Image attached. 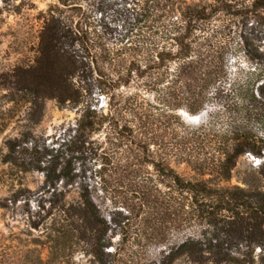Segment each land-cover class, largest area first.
Wrapping results in <instances>:
<instances>
[{"label":"trees","instance_id":"16d2710c","mask_svg":"<svg viewBox=\"0 0 264 264\" xmlns=\"http://www.w3.org/2000/svg\"><path fill=\"white\" fill-rule=\"evenodd\" d=\"M12 1L17 0H1L0 5ZM133 3L129 27L119 45L112 47L98 43L80 26L74 28L68 11L76 5L72 0H58L38 17L42 21L38 51L45 63L41 67L45 81L25 79L20 81V90L33 95L32 109L40 113L43 92L60 105L75 101L70 79L78 70H96L102 83L113 89L129 84L136 72L151 79L165 103L171 99L165 104L171 110L182 108L196 115L211 108L216 117L213 121L194 126L175 115L171 132L166 130L169 125L162 124L154 136L141 132L139 140L132 121L120 125L115 114L99 117L89 108L78 129L93 133L107 121L112 139L126 132L135 137L130 145L122 140L109 155L111 178L117 184L115 189L127 186L131 190L136 221L159 228L154 237L159 243L165 245L169 236L165 222L171 221L178 229L167 254L171 261L187 256L193 264H264V192L223 184L231 179L242 155L263 156L264 139L254 131L251 115L261 109L256 116L264 129V54L254 57L260 67L241 70L238 75L228 66L232 45L225 36L226 26L216 24L219 14L228 11V0ZM254 5L264 8V0H254ZM20 7L17 4L8 11L20 14ZM256 102H262L261 106ZM6 145L3 161L20 171H44L54 188L62 176L71 180L69 172L58 173L52 163L43 167L36 155L29 161L23 159L28 149L21 148L17 139L7 140ZM183 164L195 174H183L179 170ZM26 193L31 192L19 188L16 199H29ZM82 198L80 218L88 226L102 220L88 188ZM256 245L262 247L259 258L253 254Z\"/></svg>","mask_w":264,"mask_h":264},{"label":"rangeland","instance_id":"374dc122","mask_svg":"<svg viewBox=\"0 0 264 264\" xmlns=\"http://www.w3.org/2000/svg\"><path fill=\"white\" fill-rule=\"evenodd\" d=\"M187 1L198 4L211 0ZM72 3L76 7L68 14L74 28L87 30L98 43L119 45L133 17V0ZM228 3V11L219 14L216 24L226 26L225 36L232 45L228 66L238 75L241 70L260 67L254 57L264 54V8L254 5V0ZM17 4H21L20 14L8 11ZM56 4L58 0H17L0 5L5 8L0 15V264H193L187 256L175 261L167 257L179 235L171 221L164 224L169 235L165 245L159 243V238L154 239L159 228L136 221V200L131 190L127 186L115 189L111 165L107 164L109 155L122 140L130 145L135 137L141 138V132L154 136L157 127H164L162 124L169 125L166 130L171 132L175 115L182 118L180 111L185 109L167 107L165 104H170L171 99L165 103L151 79L139 77L136 72L129 84L113 89L102 83L96 70H78L70 79L75 101L60 105L43 92L40 113L32 109L33 95L20 90V81L25 79L45 81L41 72L45 63L38 51V30L42 24L38 17ZM28 69H32L31 73L26 72ZM57 70L59 73L60 67ZM255 104L261 106L262 102ZM88 108L99 117L115 114L120 125L132 121L139 132L135 137L126 132L114 140L108 122L104 121L97 131L85 133L78 129V124ZM205 111L199 122L187 123L199 126L216 119L211 108ZM259 112L261 109L251 115L252 125L264 139L262 122L256 116ZM148 131L152 133L147 134ZM9 139H17L21 148L28 149L23 156L26 161L36 155L43 167L52 163L58 173L69 172L71 180L62 176L54 188L47 183L44 171L22 172L4 162ZM262 152L261 157L252 153L242 155L231 179L223 184L264 192V148ZM179 170L189 177L195 174L184 164ZM105 186L109 188L103 189ZM21 187L30 190L26 193L29 199H16L15 193ZM84 188L89 189L102 217L91 226L79 216ZM261 250L256 245V258Z\"/></svg>","mask_w":264,"mask_h":264},{"label":"water","instance_id":"95a60500","mask_svg":"<svg viewBox=\"0 0 264 264\" xmlns=\"http://www.w3.org/2000/svg\"><path fill=\"white\" fill-rule=\"evenodd\" d=\"M206 112V111H204ZM180 114L182 115V118L186 121V122H189V123H196V122H199L203 116V113H199V114H196V115H192L188 112H186L185 110H181L180 111Z\"/></svg>","mask_w":264,"mask_h":264}]
</instances>
